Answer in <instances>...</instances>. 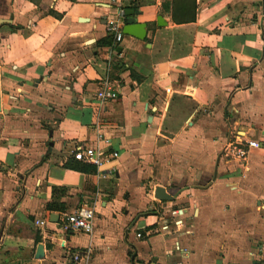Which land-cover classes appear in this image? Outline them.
Listing matches in <instances>:
<instances>
[{"label": "crops", "instance_id": "0c3cea01", "mask_svg": "<svg viewBox=\"0 0 264 264\" xmlns=\"http://www.w3.org/2000/svg\"><path fill=\"white\" fill-rule=\"evenodd\" d=\"M123 2L144 39L114 43L109 0H0V264H263L264 0ZM96 142L117 158H73ZM80 205L93 231L59 229Z\"/></svg>", "mask_w": 264, "mask_h": 264}, {"label": "built area", "instance_id": "2783aa9c", "mask_svg": "<svg viewBox=\"0 0 264 264\" xmlns=\"http://www.w3.org/2000/svg\"><path fill=\"white\" fill-rule=\"evenodd\" d=\"M112 4L111 13L106 17L105 28L109 35L112 36L114 43H119L123 37L122 26L126 20V8L123 1L125 0H109ZM118 93L116 88L111 87L108 82H104L96 92V100L100 103L113 100L117 98ZM97 140H107L101 133H97ZM258 146V143L253 140L241 141L237 138L230 139L227 142L226 149L224 151L225 156H234L240 161H245L248 153V149ZM73 158L77 161L95 166L101 167L105 163L114 161L117 156V151H108L105 147H101L96 142L95 145H77L73 150ZM182 214V208L174 210L173 220L175 225L181 224L182 220L180 215ZM94 208L91 205H80L76 207L70 213L63 215L58 221L59 229H62L65 233L76 232L90 234L94 228ZM36 223H41V220H36ZM140 236V234H137ZM173 252H186L178 243H175ZM74 262L79 263L81 259L87 256L86 251H76L71 254ZM258 264V263H252ZM264 264V263H263Z\"/></svg>", "mask_w": 264, "mask_h": 264}, {"label": "water", "instance_id": "95a60500", "mask_svg": "<svg viewBox=\"0 0 264 264\" xmlns=\"http://www.w3.org/2000/svg\"><path fill=\"white\" fill-rule=\"evenodd\" d=\"M138 14L137 10L134 9H127L126 10V20L125 23L122 26V33L126 35H131L133 37H136L138 39H144L146 34V24L144 23H136L135 15ZM161 19V16H158L157 21L159 22ZM11 19H1L0 18V25L4 23H10ZM160 24V23H159ZM0 110H1V89H0ZM154 196L159 200H168L170 199V196L167 195L163 188L157 187L154 190ZM56 218H58L57 215H54ZM42 248L41 245L37 247L36 257H42Z\"/></svg>", "mask_w": 264, "mask_h": 264}, {"label": "trees", "instance_id": "16d2710c", "mask_svg": "<svg viewBox=\"0 0 264 264\" xmlns=\"http://www.w3.org/2000/svg\"><path fill=\"white\" fill-rule=\"evenodd\" d=\"M173 3H174V0H173ZM125 6V8L126 9H134V10H137L136 8H134L132 5H129V6H127L126 4L124 5ZM51 15H53V16H55V17H58L59 15L55 12V11H53V10H51L50 12H49ZM172 19H173V21H179V19H178V17L176 16V10L175 11H173L172 12ZM183 20L184 19H187V18H182Z\"/></svg>", "mask_w": 264, "mask_h": 264}]
</instances>
